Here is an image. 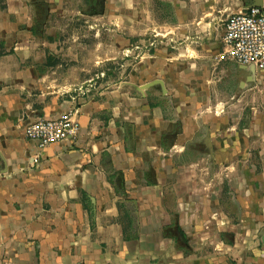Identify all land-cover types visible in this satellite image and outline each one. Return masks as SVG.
<instances>
[{"label": "crops", "instance_id": "0c3cea01", "mask_svg": "<svg viewBox=\"0 0 264 264\" xmlns=\"http://www.w3.org/2000/svg\"><path fill=\"white\" fill-rule=\"evenodd\" d=\"M61 1L0 0V264H264V70L221 41L264 0ZM153 33L179 46L133 58ZM75 108L74 139H25Z\"/></svg>", "mask_w": 264, "mask_h": 264}, {"label": "built area", "instance_id": "2783aa9c", "mask_svg": "<svg viewBox=\"0 0 264 264\" xmlns=\"http://www.w3.org/2000/svg\"><path fill=\"white\" fill-rule=\"evenodd\" d=\"M224 53L238 65H252L255 70H264V12L258 8H247L232 14L224 22L221 38ZM158 45L171 49L179 46L168 34L153 33L152 39L142 47L134 46L132 50L143 49L149 52ZM126 57V56H125ZM122 66L105 67L92 79L65 92L69 100L83 99L98 94L109 83L110 73ZM77 109L57 119L39 118L24 126V137L35 142L39 152L48 145L74 139L79 133L76 118ZM40 153L31 158V165H38Z\"/></svg>", "mask_w": 264, "mask_h": 264}, {"label": "rangeland", "instance_id": "374dc122", "mask_svg": "<svg viewBox=\"0 0 264 264\" xmlns=\"http://www.w3.org/2000/svg\"><path fill=\"white\" fill-rule=\"evenodd\" d=\"M61 2L63 4V6H67V7L71 8L72 11H71V9H69V12H66L63 16H58V14L60 12H54L53 13V15L55 17V20H57V22H58V26L57 27L56 26L53 27L52 34L53 35L55 34L57 37L61 36V37L68 38V35L70 36V35H72V34L75 33V30L71 31L72 33H69L68 32V28L67 29L66 28L64 29V28L61 27V26L64 25L61 22L63 21L65 23L66 20H70V16H71L70 13L72 12V15H75V7L78 6L79 4L80 5H83V6L86 5L87 4V0H63ZM54 31H55V33H54ZM136 45L139 46V47H142L141 44H140L141 46L139 44H136ZM171 50H175V49H171ZM140 51H144V50L143 49L134 50L132 52V54H131L132 57L135 58L136 57L135 55L138 54ZM122 70H123V67L122 68H119V69H115V71L113 73H110L109 78H108V81H112L113 78H117L120 75V73L123 72Z\"/></svg>", "mask_w": 264, "mask_h": 264}, {"label": "water", "instance_id": "95a60500", "mask_svg": "<svg viewBox=\"0 0 264 264\" xmlns=\"http://www.w3.org/2000/svg\"><path fill=\"white\" fill-rule=\"evenodd\" d=\"M252 7L253 8H258L260 10H263L262 9V4H260L259 2L257 4H254V5L250 6V8H252ZM244 68L246 70L250 71V73H254V71H255V69H254V67L252 65H244Z\"/></svg>", "mask_w": 264, "mask_h": 264}]
</instances>
